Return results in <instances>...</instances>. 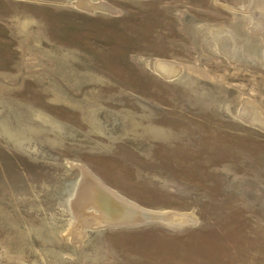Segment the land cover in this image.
I'll return each mask as SVG.
<instances>
[{"label":"rangeland","instance_id":"374dc122","mask_svg":"<svg viewBox=\"0 0 264 264\" xmlns=\"http://www.w3.org/2000/svg\"><path fill=\"white\" fill-rule=\"evenodd\" d=\"M259 1L0 0V264H264ZM75 164L182 225L72 239Z\"/></svg>","mask_w":264,"mask_h":264},{"label":"bare ground","instance_id":"6f19581e","mask_svg":"<svg viewBox=\"0 0 264 264\" xmlns=\"http://www.w3.org/2000/svg\"><path fill=\"white\" fill-rule=\"evenodd\" d=\"M260 3L264 4V0H260L259 4ZM219 34L215 35V37L218 36ZM218 37L220 38V36ZM224 53L228 54L226 50L224 51ZM154 68L155 71L164 78H173V76L176 73V67L174 62L158 61L155 63ZM246 105L250 109L251 115H249V117H251L256 122L258 121L261 123L264 122V115L260 114V112H256V111L254 112V110L252 109H254L255 107L251 109L248 103H246ZM242 109L243 110L239 111L238 113L239 117H241L242 115L241 113L245 111V108ZM74 166L79 171L80 177L75 186L73 192L74 194L72 198L67 202L70 215L73 218V225L70 231L71 232L70 236L72 239L80 242L82 238L85 236L84 231L86 229H96V228L99 229L102 225H104L105 227H101V228H110L108 226L111 223H122V224L130 223L135 225L138 224V222L142 223L141 221H143L144 212H147L149 210L142 208L137 204H135L134 202L130 201L129 199L124 198V196L119 195L117 191H115L112 188H109L106 184H104L103 181H101L86 167L78 164H75ZM104 187H106L107 189H105ZM158 213L160 214H157L158 216L156 218L153 219L148 218L150 219V221L147 222V224H143V225L162 224V222L163 223L166 222L170 227H174L176 225H182L177 221V219H179L180 217H175L174 215L172 216L171 214L165 212H158ZM162 214L167 216H162ZM143 225H138V226H143Z\"/></svg>","mask_w":264,"mask_h":264},{"label":"crops","instance_id":"0c3cea01","mask_svg":"<svg viewBox=\"0 0 264 264\" xmlns=\"http://www.w3.org/2000/svg\"><path fill=\"white\" fill-rule=\"evenodd\" d=\"M6 48V52L3 50ZM13 62V55L10 51V43L3 37V30L0 27V70H4Z\"/></svg>","mask_w":264,"mask_h":264},{"label":"water","instance_id":"95a60500","mask_svg":"<svg viewBox=\"0 0 264 264\" xmlns=\"http://www.w3.org/2000/svg\"><path fill=\"white\" fill-rule=\"evenodd\" d=\"M103 187V186H102ZM105 189H107L106 187H104ZM157 214H160L158 212H155L154 211H147V212H144L143 214V221H141L142 223H139L138 224H122V223H111L108 227L110 228H132V227H135V226H138V225H143V224H147V222L150 221V219H153V218H156L158 215ZM162 216H167V215H164L162 214ZM150 218V219H148ZM143 226H146V225H143ZM101 227H105L104 225H102Z\"/></svg>","mask_w":264,"mask_h":264}]
</instances>
